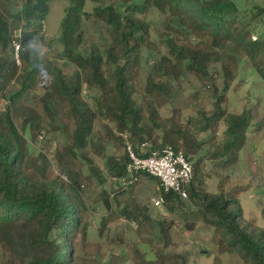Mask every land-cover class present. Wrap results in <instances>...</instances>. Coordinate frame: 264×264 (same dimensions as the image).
I'll return each instance as SVG.
<instances>
[{"label":"trees","instance_id":"16d2710c","mask_svg":"<svg viewBox=\"0 0 264 264\" xmlns=\"http://www.w3.org/2000/svg\"><path fill=\"white\" fill-rule=\"evenodd\" d=\"M51 1L24 0L20 10L4 13L3 0H0V102L4 104L0 109V240L12 247L18 237L29 249L48 250L45 257L33 255L28 264H77L73 256L75 237L79 234L86 238L87 208L72 176L68 182L58 175L48 177L46 154L42 149L37 153L38 158L31 153V143L38 141L41 132L42 118L27 105L32 92L42 81L46 82L47 91L41 101L43 116L58 123L68 142L62 152L54 153L58 160L64 154L77 157V150L87 146L92 131L93 111L81 98L82 81L99 89V111H104L119 131L132 136L137 151L141 142L151 140L150 148L168 144L183 152L189 160V148L198 147L201 142L195 143L189 138L176 112L160 119L156 108L168 101L161 84L151 80L149 93L156 105H147L148 121L144 108L134 97L140 50L149 40V24L137 14L155 7L165 14L164 26L169 34L164 42L175 62L186 60L189 69L208 76L206 65L210 57L222 60V87L214 86V111L209 116H204L203 112L201 115L205 117L206 128H213L221 119L226 121L220 153L225 164L234 163L245 144L252 114L249 110L227 113L223 104L227 101V91L234 77L232 66L239 62V53L248 57L264 80V37L251 38L255 24L264 18V5L253 4L249 9L253 10L250 17L245 19L237 0H123L124 10L115 3L98 4L91 13L84 10L86 0H69L60 22L59 39L63 44L64 62L74 64L79 72L67 80L61 69L35 46L46 44L41 27ZM86 16L107 26L111 42L102 51L94 45L86 46L82 32ZM17 22L22 29L14 36L9 26ZM13 39L20 45L19 63L14 57ZM217 48L222 49L221 56L216 54ZM105 64L113 67V85L105 76ZM159 64L153 68L162 69ZM80 72L85 73L83 77ZM66 116L68 120L74 119L72 131ZM155 129L162 131L160 142L154 134ZM183 143L186 149L181 147ZM126 163V154L120 160L110 158L112 175H123ZM193 170L187 198L200 200L203 221L220 232L227 245L236 248L245 262L264 264V229L245 218L239 200L245 187L236 186L224 192L222 177L216 192L200 193L195 184L194 166ZM164 198L165 203H174L176 207L186 199L172 192L165 193ZM112 217H117L113 211L102 218L101 229Z\"/></svg>","mask_w":264,"mask_h":264},{"label":"rangeland","instance_id":"374dc122","mask_svg":"<svg viewBox=\"0 0 264 264\" xmlns=\"http://www.w3.org/2000/svg\"><path fill=\"white\" fill-rule=\"evenodd\" d=\"M237 2L245 19L250 17L253 10L250 12L249 9L253 4L264 5V0ZM110 3L119 4L120 10L125 9V5L121 4L123 0H102L98 3L86 0L84 10L91 13L94 6ZM23 4L24 0H3L2 12L20 10ZM68 5L69 0H52L49 3L41 27L46 44L35 45L43 56L61 69L62 76L67 80L79 72L74 64L64 62L63 44L59 39L60 22ZM137 15L149 24V40L140 50L134 81V97L144 108L145 120L148 121L149 114L147 105H156L149 93L153 80L155 84H161L168 98L165 104L156 106L160 119L176 112L177 120L186 126L189 138L195 143L201 142L198 147L193 145L188 150L200 193L216 192L222 177L224 192L236 186L245 187L239 195L243 214L264 229V80L248 57L239 53V62L232 66L234 77L223 108L227 113L249 110L252 118L245 144L237 153L236 161L225 164L220 152L226 121L221 119L213 128L207 129L204 120V116L214 111V86L222 87V60L211 56L206 65L208 76L197 74L187 67L186 60L175 62L169 53L164 42L169 34V29L164 26L165 14L152 7L146 13ZM9 28L15 36L22 25L20 22L11 23ZM82 32L87 47L94 45L102 51L111 42L107 26L92 16L83 20ZM258 36L264 37V18L255 24L251 34L252 39ZM217 52L221 56L223 51L217 48ZM156 64L162 69H154ZM103 69L110 85H113V67L105 64ZM84 74L80 72V76ZM46 91L47 84L42 81L27 100V105L42 117L41 132L38 141L31 143V153L38 158L37 153L42 149L46 154L48 177L58 175L68 182L69 176H72L79 185L80 198L87 208V235L84 239L79 234L75 237L73 256H76L77 264H248L236 248L227 245L220 232L203 221L199 199L188 197L178 207L174 203H164L162 207L155 208L151 205V198L158 192L156 179L151 184L149 179L143 178L132 188L119 189L109 170L108 160H120L126 154V143L134 145L136 141L127 132L119 131L104 111H99L97 99L101 92L85 81L81 85V98L93 111L88 144L77 150V157L70 158L64 154L58 160L54 153L62 152L68 142L58 123L43 116L41 101ZM3 105L1 101L0 109ZM65 120L72 131L74 119L68 120L66 116ZM154 134L160 142L162 131L155 129ZM149 143L152 141L149 140ZM181 147L186 149L185 143ZM110 210L117 217H112L101 229V220L109 216ZM14 240L12 247L0 240V264H28L33 255L45 257L48 254L47 249L34 250L23 246L18 237Z\"/></svg>","mask_w":264,"mask_h":264},{"label":"built area","instance_id":"2783aa9c","mask_svg":"<svg viewBox=\"0 0 264 264\" xmlns=\"http://www.w3.org/2000/svg\"><path fill=\"white\" fill-rule=\"evenodd\" d=\"M12 46L16 62L19 63V43L13 39ZM125 137V135H124ZM126 143L127 163L124 174L113 179L119 189L130 188L139 182V175L146 174L158 182V193L151 198V205L160 208L165 203V193H176L180 198H187V188L193 179V165L181 151H176L171 145L150 148L144 141L138 146Z\"/></svg>","mask_w":264,"mask_h":264},{"label":"crops","instance_id":"0c3cea01","mask_svg":"<svg viewBox=\"0 0 264 264\" xmlns=\"http://www.w3.org/2000/svg\"><path fill=\"white\" fill-rule=\"evenodd\" d=\"M143 178H146V180H150V182H151V184H152V182H155L156 180H155V178H153V177H151V176H149V175H146V174H142L141 176H140V181H141V179L143 180ZM156 188V187H155ZM158 188H156V190H157ZM158 191V190H157ZM158 193V192H157Z\"/></svg>","mask_w":264,"mask_h":264},{"label":"water","instance_id":"95a60500","mask_svg":"<svg viewBox=\"0 0 264 264\" xmlns=\"http://www.w3.org/2000/svg\"><path fill=\"white\" fill-rule=\"evenodd\" d=\"M202 252H204V251H202Z\"/></svg>","mask_w":264,"mask_h":264}]
</instances>
